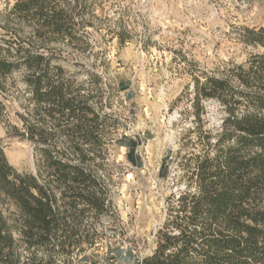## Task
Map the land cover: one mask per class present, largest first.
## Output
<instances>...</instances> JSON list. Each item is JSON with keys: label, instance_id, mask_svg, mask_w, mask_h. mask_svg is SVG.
<instances>
[{"label": "trees", "instance_id": "1", "mask_svg": "<svg viewBox=\"0 0 264 264\" xmlns=\"http://www.w3.org/2000/svg\"><path fill=\"white\" fill-rule=\"evenodd\" d=\"M84 16L79 0H14L2 16L0 116L9 79L20 74L21 111L7 133L33 145L36 173L13 168L0 139V202L15 208L11 219L0 208V264H75L97 248V224L111 211L116 120L103 105L102 74L77 83L54 45L85 52L76 28ZM238 40L254 50L243 63L193 79L196 121L201 101H217L224 116L216 131L198 134L187 188L137 264H264V26L241 29ZM130 140L117 143L132 149Z\"/></svg>", "mask_w": 264, "mask_h": 264}, {"label": "rangeland", "instance_id": "2", "mask_svg": "<svg viewBox=\"0 0 264 264\" xmlns=\"http://www.w3.org/2000/svg\"><path fill=\"white\" fill-rule=\"evenodd\" d=\"M79 2L85 16L76 28L87 50L66 40L54 45L77 83L88 85L90 72L102 74L103 105L116 122L106 167L111 211L97 224V248L75 264H137L154 249L168 207L187 188L184 166L202 149L198 134L216 131L224 116L217 101H201L203 114L196 121L193 79L216 74L229 62L243 63L254 52L238 34L264 26V0ZM13 4L0 0V23ZM9 83L15 87L2 99L0 116L4 153L18 172L36 173L33 145L7 133L18 123L24 89L20 74ZM125 138L132 149L117 143ZM0 208L11 219L15 208L6 202Z\"/></svg>", "mask_w": 264, "mask_h": 264}]
</instances>
